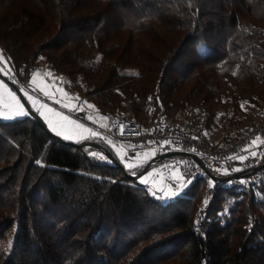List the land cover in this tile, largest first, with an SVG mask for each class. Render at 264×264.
<instances>
[{
    "label": "trees",
    "instance_id": "trees-1",
    "mask_svg": "<svg viewBox=\"0 0 264 264\" xmlns=\"http://www.w3.org/2000/svg\"><path fill=\"white\" fill-rule=\"evenodd\" d=\"M0 50L16 88L42 61L108 125L165 116L219 143L264 109V0H0ZM91 129L0 118V264H264V180L185 176L180 151L140 174ZM170 158L187 187L161 199L143 177Z\"/></svg>",
    "mask_w": 264,
    "mask_h": 264
},
{
    "label": "built area",
    "instance_id": "built-area-1",
    "mask_svg": "<svg viewBox=\"0 0 264 264\" xmlns=\"http://www.w3.org/2000/svg\"><path fill=\"white\" fill-rule=\"evenodd\" d=\"M37 68L39 64L32 65L28 76H32ZM91 133L122 139L134 147L153 144L162 151H180L198 157L203 166L195 161L182 169L188 177L211 171L218 177H230L232 183L240 188L264 180V166L256 169L260 165V157L251 151L256 142L264 140V120L246 128L235 138L219 143L200 138L195 124L165 116H161L152 126L128 119L115 120L105 127L94 124ZM250 168L255 170L241 173Z\"/></svg>",
    "mask_w": 264,
    "mask_h": 264
},
{
    "label": "rangeland",
    "instance_id": "rangeland-1",
    "mask_svg": "<svg viewBox=\"0 0 264 264\" xmlns=\"http://www.w3.org/2000/svg\"><path fill=\"white\" fill-rule=\"evenodd\" d=\"M38 64L40 68L35 69L33 75L28 76L27 80L20 82V88H16L13 82L18 80L16 76L12 75L9 63L0 50V118L7 120L6 117L15 116L20 111H26L28 114L39 117L49 130L54 131L58 137L66 141L68 139L66 130L70 132V130L78 129L82 124L77 116L72 115L77 109L76 106L80 107L83 115L94 111L85 103L77 104L65 88L58 83V79L44 68L43 62L39 61ZM263 111L264 109L251 108L256 124L264 120ZM93 124L94 119L84 123V132L81 133L85 136L84 138L89 137L88 132H90ZM252 149L258 157H263L264 140L256 142ZM133 151L136 154V149H130V152ZM117 156L119 155L117 154ZM148 179L151 183L154 182L151 174ZM176 182L179 183L180 181L176 180ZM151 187L152 189L155 188L154 190L162 196L165 192L174 190L165 180L159 185L154 183Z\"/></svg>",
    "mask_w": 264,
    "mask_h": 264
},
{
    "label": "crops",
    "instance_id": "crops-1",
    "mask_svg": "<svg viewBox=\"0 0 264 264\" xmlns=\"http://www.w3.org/2000/svg\"><path fill=\"white\" fill-rule=\"evenodd\" d=\"M72 99L75 100V102L77 103L76 99L74 98ZM76 108H77L76 111L74 108L75 112H73L74 114L72 115L77 116V118L82 121V124H80V127H78V129L76 128L77 130L76 129L72 131L70 130L71 133L66 130L68 140L76 142V141L83 139L85 136H83L81 133L84 132V127H85L84 123L90 121L91 119H94V124H98L104 127L108 125L106 119L102 116H98L97 114H95V112H91V113L87 112L86 115H83L80 111L81 110L80 107L77 106ZM71 119L73 120L72 117ZM88 133L90 134V132ZM212 139L217 140V136L214 134ZM107 140L111 144L113 149L116 151V153L119 155L118 157H120L123 160V164L126 167L133 168V167H137V166L144 164L143 169L140 174L144 173L147 167L156 160L159 153L166 152V153H163L162 155L164 157L166 156L168 152H171V151H162L158 147H155L153 144H148L142 147H134V146L128 145L122 139H118L114 137H107ZM130 149H136L137 150L136 154H135V151L130 152ZM251 151H253V149H251ZM131 153L133 154L131 155ZM186 161H187L186 158L185 159L170 158L162 163L155 164L149 170V173L154 179V182L152 184L155 183L159 185L164 180L165 182L167 180H180L182 178L181 165L184 164ZM149 173L148 174L146 173L143 178L148 179L150 177Z\"/></svg>",
    "mask_w": 264,
    "mask_h": 264
},
{
    "label": "snow or ice",
    "instance_id": "snow-or-ice-1",
    "mask_svg": "<svg viewBox=\"0 0 264 264\" xmlns=\"http://www.w3.org/2000/svg\"><path fill=\"white\" fill-rule=\"evenodd\" d=\"M150 99H151V98H150ZM27 114H28V113H27L26 111H20V112H17L15 116L6 117V118H8V119H17V118H19V117L26 116ZM93 135H95V133H94ZM91 154H92L93 156L96 155V153H91ZM104 159H107V158L104 157ZM241 159L243 160V159H245V157H241ZM36 163H37V164H40L41 162L38 160V161H36ZM239 170H240V169H233V171H239ZM242 183H244V181H242ZM184 187H187V185H182V186H181V189L178 190V191H176V192H171V193H169V192H165V193H164V196H163V197H160V198H161V199H164V198H171V197L179 196V195L182 194V189H183ZM209 187H210V188L212 187V182H211V181H209ZM150 191H151V190H150ZM153 195H155V193H153Z\"/></svg>",
    "mask_w": 264,
    "mask_h": 264
},
{
    "label": "water",
    "instance_id": "water-1",
    "mask_svg": "<svg viewBox=\"0 0 264 264\" xmlns=\"http://www.w3.org/2000/svg\"><path fill=\"white\" fill-rule=\"evenodd\" d=\"M35 118L37 119V121L44 127V128H46V125L42 122V120L39 118V117H36L35 116ZM52 134V133H51ZM54 135V134H53ZM54 136H56V135H54ZM177 151H171V152H168L167 154H166V156H169V155H173V154H175ZM108 154V156H109V158L113 161V162H115V163H117L118 165H120L122 168H123V166L121 165V164H119L117 161H116V159L112 156V155H110L109 153H107ZM194 160L200 165V166H203L202 165V162H201V160L198 158V157H194ZM264 166V164L263 165H259L256 169H260V168H262ZM213 177H215V178H217V179H229L230 177H218V176H215L214 174H211ZM131 176H134V175H131Z\"/></svg>",
    "mask_w": 264,
    "mask_h": 264
}]
</instances>
